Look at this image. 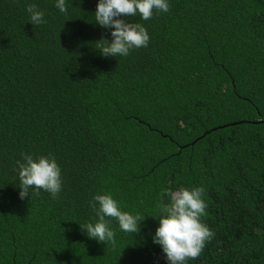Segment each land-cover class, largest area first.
<instances>
[{
  "label": "trees",
  "instance_id": "16d2710c",
  "mask_svg": "<svg viewBox=\"0 0 264 264\" xmlns=\"http://www.w3.org/2000/svg\"><path fill=\"white\" fill-rule=\"evenodd\" d=\"M96 3L0 0V264H166L151 215L189 186L214 237L187 264H264V0H169L128 18L149 43L115 58L95 49ZM21 153L55 156L56 199H19ZM98 192L146 215L140 232L109 218L114 242L87 237Z\"/></svg>",
  "mask_w": 264,
  "mask_h": 264
},
{
  "label": "clouds",
  "instance_id": "9594fccd",
  "mask_svg": "<svg viewBox=\"0 0 264 264\" xmlns=\"http://www.w3.org/2000/svg\"><path fill=\"white\" fill-rule=\"evenodd\" d=\"M68 0H53L54 7L66 14ZM169 0H97L94 11L95 24L111 29L109 41L105 37L96 41L102 57H126L133 49L147 47L149 35L145 26L131 22L128 18L139 15L140 20H149L155 12L167 13ZM25 12L33 26L46 24L45 11L35 2H27ZM18 197L23 200L38 195L41 190L53 199L62 191L61 168L54 155L21 153L15 161ZM169 200H160L156 212L151 215L157 220L155 231L150 233L152 243L158 245L166 264H187L197 258L214 233L203 222L207 203L203 186L178 187L168 193ZM94 212L93 220L79 224L84 234L105 244L114 242L116 232L111 226L114 219L121 232L135 235L141 230L145 219L136 211H125L122 204L110 192L96 193L89 201Z\"/></svg>",
  "mask_w": 264,
  "mask_h": 264
},
{
  "label": "water",
  "instance_id": "95a60500",
  "mask_svg": "<svg viewBox=\"0 0 264 264\" xmlns=\"http://www.w3.org/2000/svg\"><path fill=\"white\" fill-rule=\"evenodd\" d=\"M258 122H260V121H258ZM213 129H216V128H213Z\"/></svg>",
  "mask_w": 264,
  "mask_h": 264
}]
</instances>
